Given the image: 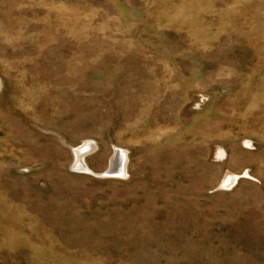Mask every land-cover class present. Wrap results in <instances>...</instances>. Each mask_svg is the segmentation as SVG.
Wrapping results in <instances>:
<instances>
[{
  "label": "rangeland",
  "instance_id": "1",
  "mask_svg": "<svg viewBox=\"0 0 264 264\" xmlns=\"http://www.w3.org/2000/svg\"><path fill=\"white\" fill-rule=\"evenodd\" d=\"M0 264H264V0H0Z\"/></svg>",
  "mask_w": 264,
  "mask_h": 264
},
{
  "label": "bare ground",
  "instance_id": "2",
  "mask_svg": "<svg viewBox=\"0 0 264 264\" xmlns=\"http://www.w3.org/2000/svg\"><path fill=\"white\" fill-rule=\"evenodd\" d=\"M89 145H87V147H88ZM86 148H81L79 151H78V153H77V161H76V163H77V165L79 166V167H81V168H85L86 166H85V164H84V161L82 160V157H83V155L86 153ZM120 153H122L121 152V150H117L116 151V154H115V156L113 157V159H112V163H111V166H116L117 167V172H120V171H122L123 170V166L121 167H118V157H119V155H120Z\"/></svg>",
  "mask_w": 264,
  "mask_h": 264
},
{
  "label": "water",
  "instance_id": "3",
  "mask_svg": "<svg viewBox=\"0 0 264 264\" xmlns=\"http://www.w3.org/2000/svg\"><path fill=\"white\" fill-rule=\"evenodd\" d=\"M108 175H118L117 167L116 166H110L106 172Z\"/></svg>",
  "mask_w": 264,
  "mask_h": 264
}]
</instances>
